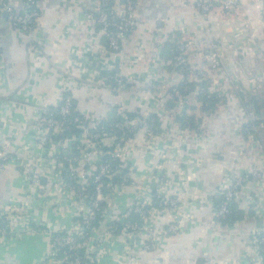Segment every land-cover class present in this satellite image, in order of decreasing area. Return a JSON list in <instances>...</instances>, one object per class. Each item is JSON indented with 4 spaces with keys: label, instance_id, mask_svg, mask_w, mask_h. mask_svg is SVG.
<instances>
[{
    "label": "crops",
    "instance_id": "1",
    "mask_svg": "<svg viewBox=\"0 0 264 264\" xmlns=\"http://www.w3.org/2000/svg\"><path fill=\"white\" fill-rule=\"evenodd\" d=\"M13 1L20 5V0ZM196 1L136 0L141 23L122 39L115 54L92 16L96 0H36L41 13L29 32L12 25L0 9V139L11 148L30 149L40 156L37 171L45 179L36 185L15 160L0 169V212L10 208L11 233L0 238V264H42L51 235L70 231L77 223L80 207L54 164L43 157L46 150L37 145L33 131L37 109L59 104L65 92L83 115L116 119L120 105L125 111L154 115L155 136L137 131L128 144L127 162L135 177L145 178L142 184L156 188L154 177L161 176L166 194L178 198L175 208L150 217L157 233L154 247L138 251V244L115 234L103 238L105 253L94 264H120L126 254L131 264H225L249 259L252 232H264V214L241 199L235 204L246 216L222 225L216 216L220 201L216 191L229 168L241 173L255 159L264 167V124L258 122L253 132L245 129L244 134L243 124L252 115L233 96L256 91L261 113L254 119L264 120V1L239 0L232 11L212 3L205 15L196 11ZM177 41L185 43L189 65L210 75L207 91L225 98L212 110H203L198 88L183 99L171 98L172 83L178 85L182 79L161 54L166 50L168 55ZM211 45L220 53L217 68L207 59ZM96 65L119 67L126 81L119 96L76 84L87 83V68ZM169 100L172 106H167ZM113 108L115 115L110 114ZM182 112L194 115L193 127H183L176 119ZM87 158L82 159L84 166L94 159ZM137 194L130 185L112 194L94 235L105 234L115 210L120 219L129 215ZM171 220L178 223L175 233L165 231ZM148 236V231L141 232L142 238Z\"/></svg>",
    "mask_w": 264,
    "mask_h": 264
},
{
    "label": "built area",
    "instance_id": "2",
    "mask_svg": "<svg viewBox=\"0 0 264 264\" xmlns=\"http://www.w3.org/2000/svg\"><path fill=\"white\" fill-rule=\"evenodd\" d=\"M212 3H218L224 11H232L239 6V0H197L196 11L205 15L210 12ZM0 9L6 19L22 32L32 30L41 13L36 0H20V5L13 0H0ZM92 16L106 38L107 48L114 54L119 50L122 39L135 32L141 23V16L136 9V0H96L95 13ZM175 51L171 64L183 82L208 78L210 83V75L205 70L189 65L185 55L186 45L183 41L176 42ZM207 59L215 68L220 65V53L215 45L207 53ZM110 67L109 69L108 65H102V67L96 65L90 69L87 68V83H75L88 87L92 91L104 89L105 92L119 96L126 86V81L121 76L117 65ZM102 70L110 71V73L103 76ZM176 83H172L173 89L176 88ZM196 91L197 87L190 93L193 95ZM176 94L180 95L177 92ZM184 96L186 95H180V98ZM71 98L69 94L65 98L62 97V104L56 114L49 110L50 106H44L37 109L34 116V138L37 145L46 150L43 157H47L48 161L54 164L59 179L72 192L75 206L80 207L77 209V223L72 230L60 231L51 235L42 264H94L105 253L102 245L103 238L110 239L115 234H122L128 241H131H129L131 245L138 244V251L139 248L151 249L157 241V233L149 224L150 217L178 205L177 197L166 194L163 177L153 176L157 186L151 188L147 184H142V181H145L143 176L135 177L132 174V169L127 162L128 155L131 154V151H128V144L137 131L142 129L148 136H155L153 123H149L146 119L151 114L144 116L136 110L133 111L136 112L135 115L129 117L120 105V114L117 116L119 120L108 124L107 127L104 124L107 118L97 114L83 115L80 112V115H74L69 120L75 110ZM191 100H194L193 104L196 105V100L189 97L190 102ZM71 123H75L76 127L82 129L80 135H64V132L70 129ZM119 131L121 133H118ZM129 133L132 134L129 136ZM104 146L111 148L103 151ZM74 149H77L78 156ZM64 151L67 154L62 156ZM105 154L107 158L102 159ZM88 155H92L94 159L88 164L85 163L84 166L82 159L88 160ZM36 156L38 155H34L30 149L25 151V149L11 148L7 140L0 139V169L8 162L15 160L22 165L23 172L29 175L36 185H39L41 178L37 166L42 163V158ZM63 172L68 173L70 182L64 179ZM116 175L121 177L120 182L113 181ZM90 182L95 185L91 196L88 193ZM129 185L138 191L129 210L130 213L137 214L138 220L128 218L129 215L122 216L120 219L115 210L116 215L108 224L105 234L94 235L93 232L98 229L99 225L93 227L91 222L95 219L96 211L101 208V203H106L103 209L105 216L111 195ZM153 189L154 192H152ZM216 194L221 201L216 209L217 218H224L230 211L229 204H235L241 199L254 208H259L258 213L264 214V168L260 161L255 159L241 173L229 168L221 179ZM155 201L157 205L154 204ZM9 211L10 208L6 207V210L0 212L1 239L11 235ZM117 220H125L124 225L118 231L114 223ZM177 229L178 223L173 220L167 222L165 228L167 233H175ZM89 230L90 233H88ZM142 231L149 232L147 239L141 237ZM80 238L83 240L81 241ZM81 248L84 249L83 253L79 251ZM119 263L131 264L132 259L126 254L120 257ZM225 264H264V232L258 229L252 232V250L248 260L239 259Z\"/></svg>",
    "mask_w": 264,
    "mask_h": 264
},
{
    "label": "trees",
    "instance_id": "3",
    "mask_svg": "<svg viewBox=\"0 0 264 264\" xmlns=\"http://www.w3.org/2000/svg\"><path fill=\"white\" fill-rule=\"evenodd\" d=\"M175 45L176 43L173 45L171 44L170 46V49H168V55H165V51L166 50H163L162 52V56L163 57H166L168 58V60H172L173 59V56L175 55ZM167 52V51H166ZM110 71H105V70H102L101 71V74L103 76L109 74ZM185 74H187V71L185 70ZM208 85H209V82L208 80H200V81H182L180 82L176 88H174L173 90H170L171 94H172V99L175 100L178 96L176 94V92L178 94H180L181 96L183 95H186L188 94L189 92H192V90L194 88H198L199 90V96H198V101H200L201 103V106L203 108V110H212L215 106H216V103L218 102V100L220 101H225V98L222 97V95H219L217 93H209L207 90L208 88ZM256 94L257 92L256 91H249V92H245V95L242 94L241 92H238L237 95H233L234 98L236 99L237 98V101L239 102V104L242 106L244 112L249 115H252L251 117V120H247L245 121V123L243 124V133L245 134V129L246 130H249L250 132H253V128L255 124H257L258 122H261L264 124V120H262L263 118H258V119H254L255 116H258V113L260 114L261 113V105L260 104H256ZM68 95V92H65L63 93V98H65L66 96ZM71 101L73 103V107H75V110H73L72 114L70 115L69 117V120H71L73 118L74 115H80V112L76 109V103L75 101L71 98ZM62 104V100L59 104L57 105H50L49 107V110L52 111L53 113H57L60 105ZM172 101L169 100L167 102V106H172ZM252 108H250V107ZM193 112V111H192ZM136 112H131V111H126V114L129 116V117H132L133 115H135ZM193 114L189 115L187 114L186 112H182L181 114H176L175 117L176 119L180 122V124L184 127V126H191L193 127V122H192V119H193ZM253 118V119H252ZM147 121L150 123H153V126L156 127L158 125V120L156 119V117H154V115H149L147 118ZM119 120V117H117L116 119H106L104 121V124L106 125V127L108 126V124L110 123H115ZM82 133V129L79 128V127H76L75 126V123H71V126H70V129L69 130H66L64 132V135L66 136H70V135H80ZM118 133H121L120 131ZM255 133V132H254ZM132 133H129L128 135L130 136ZM111 147H108V146H104L102 148L103 151H107L109 150ZM74 152L75 154L78 156V151L77 149H74ZM107 158V155L105 154L102 159H106ZM114 163H117V161H114ZM63 177L66 181L69 180V175L68 173L66 172H63ZM71 180H69L70 182ZM113 181L114 182H120L121 181V177H119V175H116L113 177ZM94 190H95V185L94 183L90 182L89 185H88V193H89V196H91L93 193H94ZM152 192H154V189L152 190ZM221 201H219L217 203V206H219V203ZM157 202L155 201V205ZM106 206V203L105 202H102L101 203V208L99 210L96 211V214H95V219L91 222V226L93 227H97L99 225V223L102 221V219L104 218V212H103V209L105 208ZM229 212L225 215L224 218H217L218 221L221 222V224L223 225H232L235 221L237 220H241L243 219L245 216H246V213L244 212V210H242L241 208H239L236 204L234 203H230L229 204ZM250 216H252V212H249L248 213ZM128 218H131L133 220H138V216L136 213L134 212H131L128 216ZM124 222L125 220H117L115 221V225L116 227L118 228L117 231L124 225ZM90 226V227H91ZM91 230V229H90ZM90 230L88 231V233H90ZM9 236V235H8ZM80 240L82 241L83 239L80 238ZM79 251L81 253L84 252V249L81 248L79 249ZM83 255V254H82ZM86 262V261H85Z\"/></svg>",
    "mask_w": 264,
    "mask_h": 264
},
{
    "label": "water",
    "instance_id": "4",
    "mask_svg": "<svg viewBox=\"0 0 264 264\" xmlns=\"http://www.w3.org/2000/svg\"><path fill=\"white\" fill-rule=\"evenodd\" d=\"M264 1V0H263ZM110 114L112 115H115L116 114V108H113L111 111H110ZM45 182V179L44 178H41V183H44Z\"/></svg>",
    "mask_w": 264,
    "mask_h": 264
},
{
    "label": "rangeland",
    "instance_id": "5",
    "mask_svg": "<svg viewBox=\"0 0 264 264\" xmlns=\"http://www.w3.org/2000/svg\"><path fill=\"white\" fill-rule=\"evenodd\" d=\"M203 79H204V80H207L208 78H207V79L203 78ZM208 80H209V79H208ZM263 168H264V167H263Z\"/></svg>",
    "mask_w": 264,
    "mask_h": 264
}]
</instances>
